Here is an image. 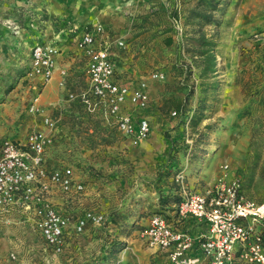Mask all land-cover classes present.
Here are the masks:
<instances>
[{
	"label": "rangeland",
	"instance_id": "rangeland-1",
	"mask_svg": "<svg viewBox=\"0 0 264 264\" xmlns=\"http://www.w3.org/2000/svg\"><path fill=\"white\" fill-rule=\"evenodd\" d=\"M47 4L0 0V146L47 131L43 115L51 116L47 164L71 167L85 186L80 193H54V205L70 224L85 210L105 219L80 235L67 234V243L75 236L71 252L66 244L60 254L42 253L40 238L31 247L27 235L15 238L9 251L0 232V264H155L140 232L151 213L170 210L161 199L176 193L173 175L166 174L172 163L186 169L195 187L235 178L248 197L264 200V0L136 2L118 32L135 74L130 85L147 83L148 106L135 112L149 120L151 133L139 145L69 99L87 83L76 49L55 44L62 54L50 81L31 73V48L48 42L50 26H68L67 18L50 16ZM210 53L215 72L202 75ZM156 72L164 77L152 78ZM199 102L204 110L195 111ZM195 114L202 116L193 124Z\"/></svg>",
	"mask_w": 264,
	"mask_h": 264
},
{
	"label": "built area",
	"instance_id": "built-area-1",
	"mask_svg": "<svg viewBox=\"0 0 264 264\" xmlns=\"http://www.w3.org/2000/svg\"><path fill=\"white\" fill-rule=\"evenodd\" d=\"M177 28L182 30L180 23ZM76 42L86 57L87 83L76 96L69 93V99L77 98L88 112L101 114L131 144H141L151 133L149 120L135 115V110L145 109L149 103L146 81L130 89L114 79L112 43L105 37L102 24L85 27ZM116 44L122 49L125 40L118 38ZM58 55L55 44H35L30 54L31 73L45 83L50 81ZM163 77L158 72L152 75ZM59 84L63 86L64 82ZM32 110L39 111V105H32ZM43 122L47 131L33 130L23 141L8 139L0 146V214L19 210L45 247L60 254L69 233L82 234L88 225H100L105 218L85 210L70 224V217L54 205V193H80L85 186L71 167L47 164L56 120L43 115ZM172 180L178 201L169 211L151 213L141 229L149 249L162 253L168 264H264V200L248 197L235 178L222 177L195 187L189 183L186 169L179 167Z\"/></svg>",
	"mask_w": 264,
	"mask_h": 264
},
{
	"label": "crops",
	"instance_id": "crops-1",
	"mask_svg": "<svg viewBox=\"0 0 264 264\" xmlns=\"http://www.w3.org/2000/svg\"><path fill=\"white\" fill-rule=\"evenodd\" d=\"M139 1L145 3L151 0H46L50 16L53 18H61L62 20L65 17L67 18L66 21L68 24L67 28L64 29H55L53 26H50L51 32L47 30L46 33L45 40L48 41L46 44H56L58 46H62L63 48L73 47V49H76L84 61L85 71L86 57L76 48L78 47L76 39L85 27L102 24L105 29V37L112 43L111 57L116 65L114 79L119 84L127 85L130 89H133L134 86L130 84L132 83V79L135 74L133 76L131 75V68L126 65V60L128 59L127 51L124 48L121 49L118 47L116 39H124L122 33H119L118 30L123 27L122 25L125 22L126 14L135 10V4ZM68 19H70V21H68ZM59 48L61 49V47ZM61 54L62 53L59 52L56 64L59 61V56H61ZM126 105H128L130 110H134V107H132L131 104L127 103ZM135 115L137 116V113ZM51 197L55 202H59V198L57 196L51 195ZM23 218L24 216L19 210H13L5 214H0V232L5 237L6 243L8 244V250L10 249L9 247L14 244L13 241L17 237H25L26 235L27 237H31L32 240L29 239L32 243L31 247L34 245V242L36 241L35 239L40 238L38 234L30 229L29 224L23 221ZM75 236L73 238L70 237L72 240L69 239L67 243L69 252H71L70 250ZM42 244L43 245H39L42 253L52 252L45 247L43 241ZM13 246L15 247V245ZM9 251L14 252L13 250ZM150 252L153 253L155 264H168L162 253L155 252L154 250H151Z\"/></svg>",
	"mask_w": 264,
	"mask_h": 264
},
{
	"label": "trees",
	"instance_id": "trees-1",
	"mask_svg": "<svg viewBox=\"0 0 264 264\" xmlns=\"http://www.w3.org/2000/svg\"><path fill=\"white\" fill-rule=\"evenodd\" d=\"M201 54L203 55L204 53H201ZM214 60H215V57H214V55L212 53H210V54H208L206 56L205 61L207 62V64H205L204 66L201 67V72L200 73L202 75L206 74V72H208V71L215 72V69H214L215 62H214ZM200 106H202V103L199 102V105H198V107L196 108L195 111L204 110V107H200ZM201 116H202V114H200V115L195 114L194 117H193L194 118L193 119L194 120L193 124H196L197 121L200 120ZM169 166H171V167L169 169H167V171H166L167 175H169V174L173 175L174 172L179 168V166L177 167V163H172ZM162 198H163V199H161L162 206L168 207V208H172V206L169 205L168 202L170 201V199H173V203H176L178 201L179 193H178V190H177V186H176V193H174L173 195H166V196L162 195Z\"/></svg>",
	"mask_w": 264,
	"mask_h": 264
}]
</instances>
